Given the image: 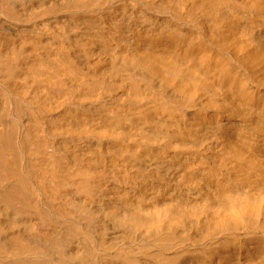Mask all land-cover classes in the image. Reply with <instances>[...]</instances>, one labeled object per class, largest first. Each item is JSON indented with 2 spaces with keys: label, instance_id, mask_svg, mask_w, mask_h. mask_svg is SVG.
<instances>
[{
  "label": "bare ground",
  "instance_id": "obj_1",
  "mask_svg": "<svg viewBox=\"0 0 264 264\" xmlns=\"http://www.w3.org/2000/svg\"><path fill=\"white\" fill-rule=\"evenodd\" d=\"M0 264H264V0H0Z\"/></svg>",
  "mask_w": 264,
  "mask_h": 264
}]
</instances>
